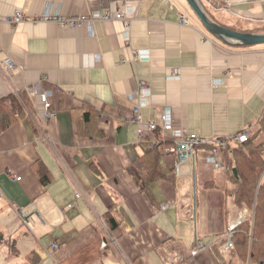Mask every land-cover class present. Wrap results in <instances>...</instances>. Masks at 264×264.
Instances as JSON below:
<instances>
[{
    "label": "crops",
    "instance_id": "1",
    "mask_svg": "<svg viewBox=\"0 0 264 264\" xmlns=\"http://www.w3.org/2000/svg\"><path fill=\"white\" fill-rule=\"evenodd\" d=\"M124 1L0 0V18L17 9L35 17L51 4L71 17ZM134 3L127 41L117 20L95 21L93 35L85 24L0 21V100L19 112L0 136V264H32L30 253L36 264H221L212 247L246 212L235 217L231 205L226 212L225 171L207 162L205 147L177 171L176 156L153 149L150 136L139 139L129 96L143 79L153 96L142 122H159L170 106L174 126L185 133L235 134L264 111V44L213 35L186 10L187 0ZM202 3L233 29L264 26V0ZM133 49L150 50V60L135 63ZM8 57L16 63L11 70ZM174 69L180 79L168 78ZM34 86L50 92L56 117L44 115ZM39 160L52 175L47 185L35 171ZM154 161L168 176L150 185L153 201L143 188Z\"/></svg>",
    "mask_w": 264,
    "mask_h": 264
},
{
    "label": "trees",
    "instance_id": "2",
    "mask_svg": "<svg viewBox=\"0 0 264 264\" xmlns=\"http://www.w3.org/2000/svg\"><path fill=\"white\" fill-rule=\"evenodd\" d=\"M200 2L203 5L202 0ZM203 7L212 20L221 24L214 19L204 5ZM236 31L264 33V26L259 25L247 30ZM23 99L28 107L27 100L24 97ZM20 102L22 103L21 100ZM22 105L24 104L22 103ZM18 114L16 103L0 100V136L17 123ZM259 121V126L246 142L230 144L224 151L226 212L231 205L240 212L249 211L250 216L241 220L230 230L233 242L230 248L225 247L228 241L226 236L212 247L221 264H264V111ZM157 148L158 145L153 147V149ZM147 168L148 175L143 191L150 200L154 201L150 185L157 180L166 179L168 171H164L163 164L156 163V161H154V165L147 166ZM35 171L43 185L50 183L52 175L42 161L36 162ZM2 238L3 236H0V242ZM15 247L14 244L10 245L12 253H15ZM28 259L32 264L39 261V258L32 253L28 255ZM135 264L143 263L137 259Z\"/></svg>",
    "mask_w": 264,
    "mask_h": 264
},
{
    "label": "built area",
    "instance_id": "3",
    "mask_svg": "<svg viewBox=\"0 0 264 264\" xmlns=\"http://www.w3.org/2000/svg\"><path fill=\"white\" fill-rule=\"evenodd\" d=\"M136 5L134 0H125L120 8L115 6L109 7L106 10L93 11L90 13L79 14L77 16H63L57 8H54L52 4L48 6L41 14L35 17H27L24 12L17 9L13 15L5 18H0V21H5L10 24H15L21 21H35V22H55L64 28H75L83 24L87 25L90 34H94L93 24L95 21H121L124 26L123 35L126 41L130 38L131 21L132 16L135 13ZM182 21L185 20L181 14ZM132 60L135 63L150 60V50L148 49H133ZM126 61L125 58L122 60ZM6 68L11 70L16 67L15 61L8 57L6 59ZM169 79H180L181 72L178 69H174L168 76ZM138 92L131 94L129 99L134 101L133 119L140 124L139 139L146 140L149 137L150 144L152 146L158 145L164 155H174L178 159L177 171H179L180 165L187 161H195L199 148L205 147L210 154L207 156V162L214 165L218 171H225L226 165L224 162V151L230 146V144H240L247 140L253 133L251 127H247L235 134L224 136H211L206 137L197 133H185L182 129L174 126L172 108L170 106L163 107L160 114L159 122L144 123L141 120V109L149 106L152 103V92L149 84L143 80H139ZM30 93L33 96L39 97L41 102L45 106V116L47 118L56 117V111L52 109V104L49 100L50 92L42 91L39 86H34L30 89ZM20 180V177L15 178ZM76 198L81 197V193H76ZM75 206L74 202L67 205V208ZM164 209L167 205L163 206ZM27 212L20 210V216L24 219L27 217ZM234 224L229 226V239L226 243V248L231 247L233 242L231 240V232L234 228ZM57 244L53 243L52 247L57 248ZM202 248V246H201ZM197 251L193 250L192 254H196Z\"/></svg>",
    "mask_w": 264,
    "mask_h": 264
},
{
    "label": "water",
    "instance_id": "4",
    "mask_svg": "<svg viewBox=\"0 0 264 264\" xmlns=\"http://www.w3.org/2000/svg\"><path fill=\"white\" fill-rule=\"evenodd\" d=\"M187 2L201 22L213 35H216L226 41L230 40L246 46L264 44V33L240 32L218 24L208 16L200 0H187Z\"/></svg>",
    "mask_w": 264,
    "mask_h": 264
},
{
    "label": "rangeland",
    "instance_id": "5",
    "mask_svg": "<svg viewBox=\"0 0 264 264\" xmlns=\"http://www.w3.org/2000/svg\"><path fill=\"white\" fill-rule=\"evenodd\" d=\"M166 1H168V0H166ZM240 1H246V2H250V1H253V0H240ZM227 5H229V4H227ZM231 5V4H230ZM203 6V5H202ZM185 8H186V10H188L190 13H193V14H195V12L193 11V9L191 8V6L189 5H187V6H185ZM204 8V7H203ZM136 15H137V7H136V9H135V13H134V15L132 16V18L134 19V18H136ZM185 18V20H183L182 21V17H181V21H182V23H187V16H185L184 14H182ZM196 15V14H195ZM132 19V20H133ZM262 20H264V19H262ZM261 21V20H260ZM132 22V21H131ZM262 23V25H264V21H261ZM259 124H260V121H258V120H256V123L255 122H253V124H251V126H248V128L249 127H251L252 128V130L254 129H256V127H258L259 126ZM248 140V139H247ZM247 140H245L244 142H246ZM243 142V143H244ZM263 175H264V173H263ZM261 180V179H260ZM255 212V211H254ZM235 213H237V215L238 216H235V217H239V215H240V211L239 210H237V209H235ZM250 216V212L249 211H246L244 214H243V217L244 218H248ZM244 218H242V220L244 219ZM228 228H229V225H228ZM227 228V229H228ZM225 236H226V238L227 239H229V229H228V231L227 232H225ZM225 238V237H224ZM223 238V239H224ZM230 248V247H229Z\"/></svg>",
    "mask_w": 264,
    "mask_h": 264
}]
</instances>
